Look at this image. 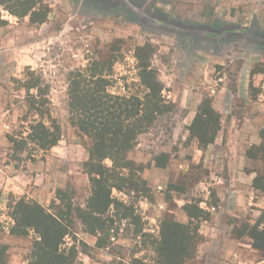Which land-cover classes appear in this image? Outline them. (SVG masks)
<instances>
[{
    "label": "rangeland",
    "instance_id": "obj_1",
    "mask_svg": "<svg viewBox=\"0 0 264 264\" xmlns=\"http://www.w3.org/2000/svg\"><path fill=\"white\" fill-rule=\"evenodd\" d=\"M46 1L51 13L40 25L2 11L8 24L0 27V241L8 264H28L35 239L9 236L10 197L52 210L58 190L83 208L91 195L84 171L90 143L70 122L71 74L104 64L111 93L143 98L136 52L146 43L155 51L150 65L158 69L162 96L173 105L129 154L147 189L114 190L135 219L108 212L106 247L76 222L66 240L77 248L75 264H157L151 240L167 217L198 228L196 250L184 264H264L251 236L264 218L257 187L264 185V0ZM28 68L49 87L50 115L62 132L48 151L33 145L22 151L12 142L26 138L37 118L21 88ZM205 101L219 130L202 150L189 127Z\"/></svg>",
    "mask_w": 264,
    "mask_h": 264
},
{
    "label": "trees",
    "instance_id": "obj_2",
    "mask_svg": "<svg viewBox=\"0 0 264 264\" xmlns=\"http://www.w3.org/2000/svg\"><path fill=\"white\" fill-rule=\"evenodd\" d=\"M2 11L18 19L28 17L31 24L40 25L47 21L51 8L46 0H0V27L8 24ZM154 54L148 43L137 47L136 60L141 63L139 77L146 88L143 98L111 93L107 78L110 71L105 73L102 70L104 64L94 62L86 73L77 71L71 74L68 86L70 122L90 143V157L84 163V171L89 177L91 195L83 208L74 204L69 192L58 190L57 203L52 210L25 197L16 200L10 197L7 208L13 225L9 233L20 237L33 234L35 237L28 264H75L77 248L74 245L67 247L66 240L76 222L84 225L89 234L97 236V246L103 248L112 232L109 222L111 224L113 220L105 218L108 212H124V218L135 219L133 208L115 198L113 192L139 193L147 189L142 167L130 160L129 154L136 148L139 137L173 106L162 96L158 69L150 65ZM111 61L105 60L104 63L111 65ZM21 88L27 92L28 112L37 118L30 122L26 138L12 142L22 151L29 145L48 151L57 146L62 137L59 124L50 115L49 87L41 76H35V72L28 68ZM218 130V116L205 101L189 127L190 137L203 150L214 143ZM162 164L164 166L166 160ZM257 187L264 191V185L258 184ZM190 219H194V215L190 214ZM192 225L168 217L165 219L159 237L151 240L157 264H184L185 259L193 255L198 228L192 230ZM141 231L138 229L135 234ZM251 236L256 239L255 247L264 255V218L253 228ZM0 264H8V246L1 241Z\"/></svg>",
    "mask_w": 264,
    "mask_h": 264
},
{
    "label": "crops",
    "instance_id": "obj_3",
    "mask_svg": "<svg viewBox=\"0 0 264 264\" xmlns=\"http://www.w3.org/2000/svg\"><path fill=\"white\" fill-rule=\"evenodd\" d=\"M9 236H11V234ZM12 237L15 238V239H18V240H22V241L24 240V238H27V237L13 236V235H12Z\"/></svg>",
    "mask_w": 264,
    "mask_h": 264
}]
</instances>
